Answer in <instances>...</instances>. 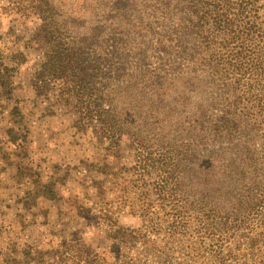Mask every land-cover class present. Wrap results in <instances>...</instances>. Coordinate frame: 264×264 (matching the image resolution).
<instances>
[{
	"label": "trees",
	"instance_id": "1",
	"mask_svg": "<svg viewBox=\"0 0 264 264\" xmlns=\"http://www.w3.org/2000/svg\"><path fill=\"white\" fill-rule=\"evenodd\" d=\"M154 2L162 9V18L176 20L171 33L159 41L163 65L153 69L141 58L128 79L135 88L147 85L148 94L163 99L172 95L169 89L180 86L179 106L185 113L173 119L169 131L162 127L168 119H159L161 127L148 140L130 133L140 160L134 172L152 171L158 178L151 183V192L159 211L144 209L139 228L119 226L107 212L100 217L108 227L116 260L112 264H264L261 0ZM26 5L28 15L40 21L39 32L47 45L44 65L62 84L64 94L71 95L79 122H99L102 135L115 144L124 128L118 121L125 116L128 96L122 95L119 85L118 92L111 86L124 73L110 75L88 60L79 61L82 45L68 41L54 0H27ZM127 13L123 9L121 22ZM216 35L224 37L218 44ZM199 36L202 43L196 44ZM19 57L21 53L15 54L12 66L0 61V84L9 93ZM176 65L180 72L173 74ZM19 140L10 136L12 144L24 149ZM20 172L30 179L37 196L59 200L54 184L43 182L39 171L20 165ZM139 174L142 186L144 173ZM77 210L92 214V209Z\"/></svg>",
	"mask_w": 264,
	"mask_h": 264
},
{
	"label": "rangeland",
	"instance_id": "2",
	"mask_svg": "<svg viewBox=\"0 0 264 264\" xmlns=\"http://www.w3.org/2000/svg\"><path fill=\"white\" fill-rule=\"evenodd\" d=\"M26 3L0 0V61L12 66L15 54H22L11 76V92L0 88V264H112L116 260L108 227L100 217L107 212L119 226L139 228L144 209L159 211L151 192L158 178L152 171L134 172L140 160L130 133L148 140L161 127L159 119H168L162 127L169 131L173 119L185 113L179 106L180 86L169 89L172 95L163 99L148 94L147 85L135 88L128 75L137 71L141 58L153 69L163 65L159 41L171 33L176 20L162 18L154 0H54L68 41L82 45L79 61L88 60L110 75L124 73L111 86L118 92L119 85L128 96L125 116L118 121L124 128L112 144L99 122H79L71 95L64 94L46 69L40 21L28 15ZM260 4L264 18V0ZM123 9L128 13L121 22ZM213 37L216 44L224 39ZM176 70L173 74L180 72ZM8 131L24 149L11 143ZM20 165L52 182L59 200L37 196ZM139 173H144L142 186ZM78 207L92 209V214L81 215Z\"/></svg>",
	"mask_w": 264,
	"mask_h": 264
},
{
	"label": "built area",
	"instance_id": "3",
	"mask_svg": "<svg viewBox=\"0 0 264 264\" xmlns=\"http://www.w3.org/2000/svg\"><path fill=\"white\" fill-rule=\"evenodd\" d=\"M0 88H2L1 84H0Z\"/></svg>",
	"mask_w": 264,
	"mask_h": 264
}]
</instances>
